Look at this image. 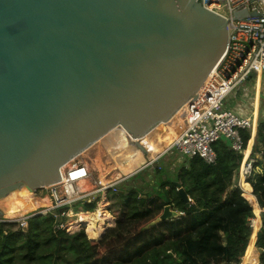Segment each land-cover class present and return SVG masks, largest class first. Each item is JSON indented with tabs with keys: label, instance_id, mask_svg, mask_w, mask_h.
<instances>
[{
	"label": "water",
	"instance_id": "water-1",
	"mask_svg": "<svg viewBox=\"0 0 264 264\" xmlns=\"http://www.w3.org/2000/svg\"><path fill=\"white\" fill-rule=\"evenodd\" d=\"M227 39L202 0H0V202L53 189L113 129L145 152L137 141L197 99ZM180 216L167 205L142 231Z\"/></svg>",
	"mask_w": 264,
	"mask_h": 264
},
{
	"label": "trees",
	"instance_id": "trees-1",
	"mask_svg": "<svg viewBox=\"0 0 264 264\" xmlns=\"http://www.w3.org/2000/svg\"><path fill=\"white\" fill-rule=\"evenodd\" d=\"M241 135L247 143L250 133ZM254 142L262 155L253 165L249 184L243 186L251 188L261 210L254 246L258 264H264V120L257 123ZM214 151V165L197 158L171 170L165 163H156L152 172L159 181L156 195H144L147 186L124 189L115 185L111 191L118 206L115 223L98 240L88 239L83 229L72 233L59 229L66 217L58 210L28 214L26 228L18 220L0 222V264H242L249 239L255 236L249 223L255 208L236 187L242 156L226 141L215 143ZM171 176L179 186L170 181ZM178 189L184 190L189 203ZM167 205L181 216L142 231ZM79 207L81 212L94 209L79 201L67 211L77 213ZM96 232L99 237L100 230Z\"/></svg>",
	"mask_w": 264,
	"mask_h": 264
},
{
	"label": "built area",
	"instance_id": "built-area-1",
	"mask_svg": "<svg viewBox=\"0 0 264 264\" xmlns=\"http://www.w3.org/2000/svg\"><path fill=\"white\" fill-rule=\"evenodd\" d=\"M202 7L227 22L226 47L196 94V98L204 103L201 104L194 99L192 104L187 103L182 107L184 111L180 114L181 130L158 158L172 150L187 161L198 158L209 165H214L216 163L214 144L226 141L234 152L242 156L236 182V187L242 191L240 181L244 179L248 183L253 165L261 159L262 155L254 142L257 110L242 116L235 110L227 108L226 102L250 79L257 81L259 88V83L261 84L264 76V0H202ZM243 10L249 14L255 13L256 16L245 19L234 17L236 12ZM242 132L250 133L247 143L243 141ZM122 160L126 162V159ZM152 162L154 161H149V163ZM92 171L91 168L88 169L86 163H72L64 166L61 169V181L50 191L52 207L42 211V214L50 210H58L59 215L63 216L66 212L60 213L61 209H67L73 203L89 198L92 192L79 190L78 183L87 182ZM68 184L76 186V191L73 189L69 194L64 189V193L59 192L60 187L65 188ZM99 184L101 190L114 186L113 184L102 185L101 181ZM252 205L254 208L257 207ZM25 219L18 220L22 222L23 228H26ZM12 220L0 216V222ZM249 223L252 233L255 232L257 225V231L259 230L257 217L251 218ZM65 226L61 223L59 229L68 231Z\"/></svg>",
	"mask_w": 264,
	"mask_h": 264
},
{
	"label": "rangeland",
	"instance_id": "rangeland-1",
	"mask_svg": "<svg viewBox=\"0 0 264 264\" xmlns=\"http://www.w3.org/2000/svg\"><path fill=\"white\" fill-rule=\"evenodd\" d=\"M246 84L247 85L241 87L236 93H234L227 100L226 107L229 109H233L235 110V112H239L241 115L243 114L244 116L250 114L252 111H255L256 109L257 110V123H258V121L264 119V80L261 81V84L259 83V88L257 85V81H255L254 79H252L250 83L247 82ZM257 96H258V100H257ZM175 126H178L177 122ZM166 128H169V127L166 126ZM118 138L121 139L122 143L116 144V147H115L114 145ZM137 143L139 145L141 144L140 142H137ZM142 148L145 152L140 150V148L135 144L133 139L126 132L120 129H113L108 135L101 138L93 146L87 149L85 153H82L75 159L76 160L75 163H86L88 169H90V167L94 168V171L91 172L87 182L78 183V186H80L79 190L86 191V192L87 191L92 192L91 196L89 198H85L83 202L85 205L93 206L94 209L88 212H81L80 210L82 208L79 207L77 211H80V212H77V213L74 212V210L72 209L69 211L66 210L65 211L66 214L63 216L66 217L65 227L68 228V232L72 233L80 229H83L87 236V223H85L86 221L84 222L80 221L81 214L86 215L87 217H89V219L93 220L92 221L93 224L95 223L94 230H96L99 227V224L101 222H103L106 226L109 225L110 220L112 222V225L108 226L104 230L111 228L115 223V219L117 215L116 210L118 209L117 199L113 198L112 192H111L112 188L115 185L121 184L124 189L125 188L130 189L132 184L135 183V181L139 182L138 179L140 178V176L142 178L143 177L146 178L145 177L146 175L150 173L152 174L153 167H155L156 163L162 162V163H165L164 165H166L171 170H174V169L179 170L182 163L185 162L184 158H182L176 152L171 150V151H168L167 153H164L161 157L156 158L154 162L149 163L150 159L145 158L146 150L144 147ZM126 151H129V153H131L130 157L128 158H125L126 155L124 154V152ZM139 152L142 154L144 158L142 156L140 157L141 158L140 165L137 168H135L136 170L131 169L130 171H126V172L121 171L122 176L118 174L120 170L117 169V166H124L125 164H127V162L131 158L136 157ZM122 159H126V162H124ZM70 167H67V168H70ZM137 173H139V176L138 175L135 176ZM130 177L132 178V181L131 182L129 181L127 184H125L124 180L129 179ZM174 179H175L174 176L170 177V181L172 183L175 182ZM99 180L101 181L102 185H112L113 184L114 186L101 190L99 186L100 185ZM158 185H159V181L155 179L153 183L149 185V187L144 189L142 193L144 195H149V196L156 195ZM72 187L76 191L75 189L76 186L73 185ZM92 187H95V188H92ZM64 189L66 188L60 187L59 192L61 191L62 193H64L63 192ZM50 191L51 190L40 192V195L36 193H32V195L36 198H39L41 197V195L45 194V197L40 198V199H44V198L50 199L49 204H47V207L42 206V207L37 208L34 211L14 216V218L7 217L5 213L0 211L1 216L4 219L20 220V219L26 218L28 214L36 213L42 209L46 210L47 208H51L52 200L50 197V194H51ZM14 193L15 192H13V194ZM249 200L253 201L252 199H249ZM104 213L107 214V217L109 216L110 220L103 217V215H105ZM76 226L79 228H77ZM98 239L100 238L98 237L94 240H98Z\"/></svg>",
	"mask_w": 264,
	"mask_h": 264
},
{
	"label": "bare ground",
	"instance_id": "bare-ground-1",
	"mask_svg": "<svg viewBox=\"0 0 264 264\" xmlns=\"http://www.w3.org/2000/svg\"><path fill=\"white\" fill-rule=\"evenodd\" d=\"M183 111L184 110L182 108L168 122L160 123L159 125L154 127L149 133H147L144 137H142L141 139H139L137 141V142H140L141 143L140 145L142 147H144L145 150H146V157L145 158L150 159V161H154L156 158H158V156L162 152H164L170 146V144L172 143L173 139L177 137L178 133L181 130L182 120H181L180 114ZM176 122H177L178 126H175ZM166 126L169 127L170 129L166 128ZM118 143L119 144L122 143L120 138H118L116 140L114 146L116 147V144H118ZM83 153H85V152H83ZM124 154L126 155V157L125 156L124 157L128 158V157H130L131 153H129V151H126V152H124ZM141 156H142V154L139 152L136 157L131 158L127 162V164H125L124 166H117V169L120 170L118 174L121 175V173H122L121 171H125L126 172V171H130L131 169L137 168L138 165L140 164V159H141L140 157ZM134 171H132V172H134ZM107 176H105V177H107ZM244 182H246V181L244 179H242L240 181L239 185H240V187H241V189L243 191V196L245 198H247L246 197L247 195H251L252 196V192H251V188L249 189V191L244 188V186H243ZM80 183H83V181H81ZM65 188H66V191L69 194L72 193V191H73L72 185L68 184V185H66ZM248 199H252L253 200V204L256 205V202H255V199L253 198V196L249 197ZM47 204H48L47 200L36 198L26 188H21L19 191L15 192L14 194L11 193L8 197H6L4 200H2L0 202V211L5 213L7 217H11V218L13 217L14 218V216L34 211V210H36L39 207H42V206L43 207H45V206L47 207ZM103 217L109 219V216L107 217V214L103 215ZM80 221H83V222L86 221L85 223H87V236H88L89 239L98 238V232H96V231L100 230V232L102 233L105 228H107L108 226L112 225L111 220L109 221L110 223L107 226L103 222H101L99 224V227L96 230H94L95 223L93 224V222H92L93 220L89 219V217H87L86 215H82L81 214L80 215ZM77 228H79V227H77ZM257 228H258V225L256 226L255 232L253 234H255L257 232Z\"/></svg>",
	"mask_w": 264,
	"mask_h": 264
},
{
	"label": "crops",
	"instance_id": "crops-1",
	"mask_svg": "<svg viewBox=\"0 0 264 264\" xmlns=\"http://www.w3.org/2000/svg\"><path fill=\"white\" fill-rule=\"evenodd\" d=\"M251 80L252 79H250L249 81H248V83H250L251 82ZM262 80H264V76H263V78H262ZM247 85V84H246ZM232 96V95H231ZM237 113H239V112H237ZM240 114V113H239ZM241 115V114H240ZM249 115V114H248ZM242 116H244L243 114H242ZM245 116H247V115H245ZM264 120V119H263ZM140 165V164H139ZM138 165V166H139ZM139 176V173H137L135 176ZM155 175H153V174H149V175H147V177L146 178H139L138 180H139V182H136L135 181V183H133L132 184V186H131V188H136V187H148V185H151L152 183H153V181L156 179L155 177H154ZM131 182L132 181V178L130 177L129 179H126V180H124V183L125 184H127L128 182ZM251 192H252V190H251ZM254 198V197H253ZM247 199V198H246ZM255 199V198H254ZM44 200H47L48 201V204H49V201H50V199H46V198H44ZM248 200V199H247ZM255 202H256V200H255ZM256 205H257V203H256ZM47 209H49V208H47ZM46 209V210H47ZM260 213H261V210L259 209V207H258V205H257V207L255 208V217H257V220H258V222H259V225H260ZM258 232V231H257ZM257 232L255 233V236H254V239L252 240V235H251V239L249 240V244H248V247L250 246V245H252L251 246V254H250V256L248 257V260L247 261H245L244 260V258H245V256H246V254H247V250H248V247H247V250H246V252H245V255H244V257H243V261H242V264H258L259 263V253H258V251L255 249V241H256V235H257ZM253 234V233H252ZM251 242H252V244H251Z\"/></svg>",
	"mask_w": 264,
	"mask_h": 264
},
{
	"label": "flooded vegetation",
	"instance_id": "flooded-vegetation-1",
	"mask_svg": "<svg viewBox=\"0 0 264 264\" xmlns=\"http://www.w3.org/2000/svg\"><path fill=\"white\" fill-rule=\"evenodd\" d=\"M157 153H158V152H157ZM157 153H156V154H157ZM156 154H155V155H156ZM155 155H154V156H155ZM154 156H153V157H154ZM153 157H152V158H153Z\"/></svg>",
	"mask_w": 264,
	"mask_h": 264
}]
</instances>
